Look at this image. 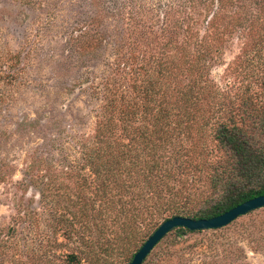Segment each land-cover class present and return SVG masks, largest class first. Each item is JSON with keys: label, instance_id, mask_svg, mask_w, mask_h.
Listing matches in <instances>:
<instances>
[{"label": "rangeland", "instance_id": "rangeland-1", "mask_svg": "<svg viewBox=\"0 0 264 264\" xmlns=\"http://www.w3.org/2000/svg\"><path fill=\"white\" fill-rule=\"evenodd\" d=\"M263 22L264 0H0V264H43L33 258L45 255L53 213H76L82 205L71 201L90 195L83 155L106 85L134 96L135 79L159 77L179 131L176 149L191 148L196 131L187 128L195 118L204 135L201 164L216 159L220 123L243 101L264 113V52L244 67L237 61L249 29ZM208 47L212 53L199 62ZM191 62L210 84L190 99L198 110L186 100ZM166 67H177L170 82L158 72ZM205 192L203 173L191 194ZM54 237L65 249L51 254V264H63L59 254L83 252L79 239ZM149 237L99 264H128ZM144 264H264V207L221 229L182 238L173 231Z\"/></svg>", "mask_w": 264, "mask_h": 264}, {"label": "trees", "instance_id": "trees-1", "mask_svg": "<svg viewBox=\"0 0 264 264\" xmlns=\"http://www.w3.org/2000/svg\"><path fill=\"white\" fill-rule=\"evenodd\" d=\"M212 50L208 47L205 58L200 57L199 62L206 60ZM263 52L264 22L249 29L237 61L244 67ZM198 63L191 62L187 67L192 79L191 96L186 99L189 102L205 92L204 86H210L209 79L200 78L204 74L199 72L203 69ZM176 68L166 67L158 72L170 82ZM131 88L134 96L121 94L116 84L104 87L105 105L83 155L84 166L91 172V193L88 197L79 193L77 200L71 201L74 206H83L79 205L78 212L53 213L50 221L53 232L44 246L45 255L35 256L34 261L51 264V254L55 256L65 249L63 242L54 237L62 233L68 242L79 239L83 249L81 253L59 254L63 264H82L83 254L88 253H91L88 264L107 262L115 254L129 252V246L138 239L151 236L160 220L175 216L210 219L264 195V113L251 106L250 101H243L229 121L215 128L216 159L201 164L204 148L201 122L193 118V123H188L189 132H196L191 133L193 144L188 153H182L173 140L179 131L169 121L171 102L167 89L160 95L163 88L160 78L142 81L137 78ZM192 104L198 110L196 101ZM141 119L145 124L137 125ZM203 173L209 193L194 199L191 190L201 181ZM75 176L74 173L72 178ZM85 205H91V209H85ZM173 231L178 238L202 232L185 228ZM95 245L99 251L94 249Z\"/></svg>", "mask_w": 264, "mask_h": 264}, {"label": "water", "instance_id": "water-1", "mask_svg": "<svg viewBox=\"0 0 264 264\" xmlns=\"http://www.w3.org/2000/svg\"><path fill=\"white\" fill-rule=\"evenodd\" d=\"M264 207V195L253 198L226 213L210 219L194 220L188 217L175 216L164 221L146 240L135 254L130 264H143L155 247L173 230L185 228L192 232L217 230L230 225L239 217Z\"/></svg>", "mask_w": 264, "mask_h": 264}]
</instances>
